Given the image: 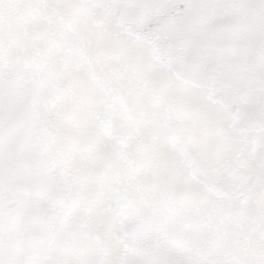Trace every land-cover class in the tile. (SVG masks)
Segmentation results:
<instances>
[{"label":"snow or ice","instance_id":"snow-or-ice-1","mask_svg":"<svg viewBox=\"0 0 264 264\" xmlns=\"http://www.w3.org/2000/svg\"><path fill=\"white\" fill-rule=\"evenodd\" d=\"M0 264H264V0H0Z\"/></svg>","mask_w":264,"mask_h":264}]
</instances>
